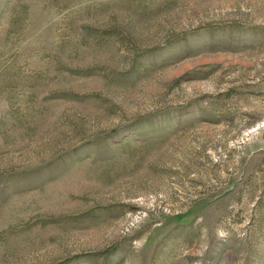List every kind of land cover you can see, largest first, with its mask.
<instances>
[{
	"label": "rangeland",
	"instance_id": "374dc122",
	"mask_svg": "<svg viewBox=\"0 0 264 264\" xmlns=\"http://www.w3.org/2000/svg\"><path fill=\"white\" fill-rule=\"evenodd\" d=\"M0 264H264V0H0Z\"/></svg>",
	"mask_w": 264,
	"mask_h": 264
}]
</instances>
